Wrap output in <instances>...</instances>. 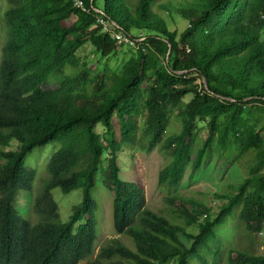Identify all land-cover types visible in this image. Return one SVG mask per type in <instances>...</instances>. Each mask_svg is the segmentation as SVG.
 Masks as SVG:
<instances>
[{"label": "trees", "instance_id": "16d2710c", "mask_svg": "<svg viewBox=\"0 0 264 264\" xmlns=\"http://www.w3.org/2000/svg\"><path fill=\"white\" fill-rule=\"evenodd\" d=\"M161 2L105 0L99 8L96 0H8L0 56V264H191L192 258L206 264L202 249L241 205L247 230H264V0ZM175 15L183 29L168 18ZM114 33L129 39L120 42ZM87 44L103 57H129L121 68L93 67L79 55ZM172 111L182 127L167 135ZM139 120L148 152L162 142L172 151L160 185L178 186L190 163L198 171L214 141L222 150L234 145L238 158L255 150L256 165L215 213L195 199L170 196L172 205L181 201L170 219L147 206L140 183L119 177L118 154L138 142ZM199 122L207 124L208 137L192 159ZM13 140L19 149H3ZM52 141L61 147L49 160L32 220L15 204L36 175L26 157ZM104 158L115 230L137 248L115 237L94 256L93 188ZM56 187L83 191L66 222ZM193 225L198 232L188 230ZM228 264H264V255L232 249Z\"/></svg>", "mask_w": 264, "mask_h": 264}, {"label": "rangeland", "instance_id": "374dc122", "mask_svg": "<svg viewBox=\"0 0 264 264\" xmlns=\"http://www.w3.org/2000/svg\"><path fill=\"white\" fill-rule=\"evenodd\" d=\"M162 1V2H161ZM178 2L181 0H160L161 3ZM105 0H96L99 8L104 6ZM9 8L8 0H0V56L5 42L7 41V23L6 11ZM165 16L168 14L165 12ZM176 25L183 29L185 22L177 15L174 16ZM102 19V18H101ZM135 35L137 31L133 32ZM140 38L139 40H143ZM128 42L134 43V40ZM82 58L88 60L93 66L100 69L106 65L114 68H121L129 57V54L120 53L119 55H110L103 57L87 44L79 52ZM192 96H188L189 100ZM170 124L167 135L179 132L182 122L176 117L175 111L171 112ZM140 128L138 131V142L134 147L125 146L119 152V177L129 182L140 183L145 189L147 206L153 210L174 218L172 208L180 207V199L172 205L168 198L179 195L181 197L192 198L201 203L210 205L214 213L219 207L225 204L228 197L236 193L237 185L248 177L256 165L257 152L250 150L238 158V150L232 145L228 149L219 148L216 141L213 148L206 155L203 166L196 172L192 171V164H188L183 180L176 187H167L160 185L158 181L160 170L169 164L172 160L171 150L165 149L163 142L157 145L151 152L147 151V143L141 141L143 137L144 125L139 120ZM208 126L206 123L199 122L197 138L193 144L192 159L195 157L199 148H201L208 137ZM97 130L100 133L105 132V127L99 123ZM61 147L60 141H52L44 146H36L26 157V166L36 171L31 190H21L17 194L16 206L22 215L35 219L31 212L34 200L43 191L44 184L49 177L48 163L53 153ZM20 144L13 140L10 144L3 146L5 150H17ZM107 160L104 158L102 165L96 173V184L93 188V196L96 200V218H97V237L96 253L111 238H119L128 247L136 250V242L129 236L116 232L113 220V193L104 184V171L107 166ZM264 173V166L260 170ZM52 194L59 205V211L62 221L66 222L71 218L76 205L82 201V188L74 189L69 193H64L60 188H53ZM217 194L223 195L218 197ZM225 195V196H224ZM242 205L237 207L234 212L228 216L226 221L216 228V238L211 242L209 248L204 247L202 254L205 257L206 264H228L230 250L245 251L252 254L264 255V230L260 233H252L247 230L245 222L241 219ZM205 217V215H204ZM192 232H198V226L193 225L189 229ZM168 264H172L169 262ZM191 264H202L198 258H192Z\"/></svg>", "mask_w": 264, "mask_h": 264}, {"label": "built area", "instance_id": "2783aa9c", "mask_svg": "<svg viewBox=\"0 0 264 264\" xmlns=\"http://www.w3.org/2000/svg\"><path fill=\"white\" fill-rule=\"evenodd\" d=\"M79 1H85V0H79ZM85 4H86V3H85ZM86 10L88 11V7H87V5H86ZM103 25L106 26V30H109V25L107 24V22H106L105 20H104ZM113 35H114V37H115L116 39H118V41H120V42H125V41H126V35H125V34L114 33Z\"/></svg>", "mask_w": 264, "mask_h": 264}, {"label": "water", "instance_id": "95a60500", "mask_svg": "<svg viewBox=\"0 0 264 264\" xmlns=\"http://www.w3.org/2000/svg\"><path fill=\"white\" fill-rule=\"evenodd\" d=\"M95 9H96V11H98V12H102V10L99 9V8H95ZM171 50H172V44H169V52H168V55H170ZM178 72L181 73V72H184V71H178ZM203 79H204L205 87L208 89L209 87H208L207 80H206L205 77H204ZM223 98H227V99H230V100H234V98H231V97H223Z\"/></svg>", "mask_w": 264, "mask_h": 264}, {"label": "bare ground", "instance_id": "6f19581e", "mask_svg": "<svg viewBox=\"0 0 264 264\" xmlns=\"http://www.w3.org/2000/svg\"><path fill=\"white\" fill-rule=\"evenodd\" d=\"M102 23V22H101ZM127 37V36H126ZM128 38V37H127ZM129 39V38H128ZM129 41V40H128Z\"/></svg>", "mask_w": 264, "mask_h": 264}]
</instances>
